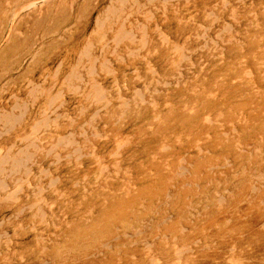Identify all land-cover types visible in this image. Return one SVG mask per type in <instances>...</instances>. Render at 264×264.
<instances>
[{
	"label": "rangeland",
	"instance_id": "374dc122",
	"mask_svg": "<svg viewBox=\"0 0 264 264\" xmlns=\"http://www.w3.org/2000/svg\"><path fill=\"white\" fill-rule=\"evenodd\" d=\"M35 1L43 17L47 5ZM136 1L137 10L127 21L147 27V49H140L141 32L135 28V39L116 48L123 63L116 65L114 54L106 55L114 79L95 65L93 78L107 100L103 110L105 102L85 99L91 78L78 52L88 41L95 16L116 3L91 0L96 7L67 38L51 31L64 24L73 27L68 10L38 20L24 9L30 0H0V113L13 111L15 102L27 108L0 144L12 145V153L23 148L20 137L40 118L44 94L61 91L63 105L50 106L59 115L60 128L43 136V151L49 149V138L67 134L80 148V159L72 152L74 146L38 155L29 189L23 187L17 203L20 212L0 206V235L12 240L8 252L0 240V264H151L142 243H162V248L172 246L173 239L202 255L194 264H230L228 260L237 258L243 264H264V0H153V6L149 0ZM16 11L20 18L10 19ZM156 26L168 46L158 38ZM12 27L19 36L3 43ZM112 34L106 33L111 48ZM93 38L92 53L98 58L102 47ZM172 46L183 49L186 59L176 63ZM151 48L155 52L149 57ZM30 49L36 53V67L28 75ZM126 50L136 54L129 57ZM73 69L83 80L71 83L79 88L76 93L64 82ZM31 87L44 91L36 88L39 96H32ZM119 97L128 101L124 114ZM154 114L162 123L156 124ZM120 142L123 147L116 152ZM164 147L168 150L162 152ZM92 155L105 171H99ZM39 170L57 179L54 188ZM37 184L44 192L38 193ZM38 194L51 206L43 208L46 225L39 223L35 208L29 209ZM219 196L224 199L220 208Z\"/></svg>",
	"mask_w": 264,
	"mask_h": 264
},
{
	"label": "bare ground",
	"instance_id": "6f19581e",
	"mask_svg": "<svg viewBox=\"0 0 264 264\" xmlns=\"http://www.w3.org/2000/svg\"><path fill=\"white\" fill-rule=\"evenodd\" d=\"M42 1H44V4L47 5V11L45 12V15L43 17L41 16V13L39 11L40 8L38 7V5H39L38 2L37 1L33 2V0H30V2H27V6L24 8L25 10H30V13L27 16L29 17L31 14H37L38 15L37 17L39 18L38 20H42L43 18L50 17V16H53V15L67 14L66 10H68V12L70 13L69 15L72 16V17L74 16L73 18L75 20V23H74V25L72 27V28H74V30L72 31L71 26L70 27L69 26L66 27L65 24H64L60 28L57 27V28H55V29H53L51 31V35L52 34H60L61 32H63L65 35H67V38L68 37H72V34L75 32V30H77L78 22L80 23V21L85 19V17L96 7L95 5L91 4V0H81V2H78L79 0H42ZM112 1H113V3H116V4L115 5L114 4L110 5L109 7L106 6L107 8L102 9L95 16L94 22H93L92 31L90 32V35L87 37L88 41H86V45L84 46V48L78 52V56H79L80 59L81 58H85V60L87 62V65H88V67H87L88 75H90L89 77L91 78L90 84H89L90 85V90H89L90 92L85 94V99L88 102H91V103H93V102L94 103L105 102V104L102 103L103 105L101 106V108L103 110L107 106V100L104 97V92H103L102 86L99 83H97V81L93 78V76L96 75V74L94 75V73L96 72L95 69L97 68V67H95V65L97 64L98 65V69L100 71H102L106 76H111L114 79L115 76H116L115 75L116 73L111 68V65H109L110 63L106 59V55H107V53H109V54L113 53L114 56H115L114 59H116V61H115L116 65H118V63H123V59L117 53L116 48H118L117 46L123 44L125 41L132 42L135 39V37H134L135 35H134V30L133 29L137 28V25H136V27H133L132 24L128 23V21H127L128 20L127 16L133 14V11L137 10V6H138L137 1L136 0H132V3L128 4V5L126 3H128L129 0H112ZM167 3L168 2L165 1L163 3V5H162L164 10H166V6L165 5ZM148 4H151L153 6L154 5L153 4V0L152 1L149 0ZM140 6L142 7L141 4H140ZM21 8H23V7H21ZM143 9H145V8H143ZM19 13L20 12L16 11L15 13H13L14 15L10 19H12V18L14 20H15V18L19 19L20 18V16H19L20 14ZM149 14H150V12H146L143 15L145 17H147ZM117 21L119 23L121 22V24L116 28L115 26H116V22ZM125 21H127V22H125ZM136 24H137V22H136ZM127 25L130 28V29L128 28V30L126 28ZM137 29L141 32V37L139 39L140 49H145V47L147 49V43H148L147 42L148 35L146 33L147 32V27L145 25H141L140 24V25H138ZM9 31H10L9 34L4 39L3 43L7 44L12 36H19V32H18V30H16V27H12V29L9 30ZM154 31H155L156 34H158V38L160 39V41L165 46H168L169 45V40L167 39V36L165 35V33L158 26L155 27ZM109 32L113 33L112 34L113 35V37H112L113 48H111L109 46L110 43H108V41H106V33L109 34ZM11 34H13V35H11ZM93 37H98L100 39L99 45L102 47V53H100L99 57H98L100 59L95 57L94 54L92 53V50H93V47H94V44L92 42V38ZM173 47H174V50H176V52L178 54V60L176 61V63L177 62L179 63L182 60H185L186 57H185V55H184V53L182 51L183 49H180L177 46H172V48ZM31 51L32 50L30 49V52H29L30 53V64H29V67H28V71L26 72L28 75H31L33 73L35 67H36V65L34 64L35 63L36 53H33ZM154 52H155L154 49L147 51L149 57H152V55H154ZM126 54L129 55V57H132L134 54H136V52H133L131 50H126ZM37 56H39V55H37ZM148 59H145V62H146L147 67L150 69V67H149V65H150V61L149 60L150 59L149 60ZM64 63H65V59L63 61L62 60L58 61L57 70H60L61 66L64 65ZM79 63H81V62H79ZM151 64H152V62H151ZM55 76L56 75H54V79H55ZM64 78H63L65 80L64 82L67 83L68 89L70 91L72 90L75 93L78 92L77 89H79V88H77V87L74 88L73 86H71V83L73 81L82 82L83 80L81 79V76H79V74L77 72H75V69L71 70L70 73ZM77 82H75V83H77ZM37 86H39V85H37ZM36 88H39V87H31V90H29L31 95L36 92V90H37ZM39 90H40L39 92L37 90L38 93H43V91H44L43 89H40V88H39ZM137 94L140 96V98H141L140 102L142 103L143 102V100H142L143 99L142 98L143 94L142 93L140 94L139 92ZM155 94H157V93H155ZM33 95H35V94H33ZM44 95H45V98H44L45 102L43 104H44V106L46 105L47 109L51 105H53L55 102H57V104H59L58 108H60L61 105H63V103H64L63 100L61 99L62 96H63V95L61 96V91H60V93H55L53 96H51L49 93H45ZM38 96H39V94H38ZM47 96H48V98H47ZM33 100H35V99H33ZM119 100H120L121 103H123L120 106V109H124L122 111V113L124 114V112L128 111V109H129V107L127 105L128 101H126V100L124 101V99H122L121 97H119ZM152 103L153 102H151V104H149V105H152V107H154V103L153 104ZM13 104L14 105L12 106V110L13 109L14 110H19V111H17L18 115H15L13 113L14 110L11 111V112H8V113H4L5 111L0 113V124H1L0 140L2 139V137L4 135H9V133H10L9 131L12 130L13 126H15L17 123L19 124L22 116H25L24 114H25L27 108L25 109L24 108L25 106L19 105L16 102L13 103ZM41 106H42V108H41V111H40V118L33 122V124L30 126V131L28 133H26L24 136L20 137V141L25 143V146L23 148H18L16 150L14 149L15 153H12L11 152V150H12L11 147H13L12 145L7 148L4 145L0 144V148L5 147V149H0V152L4 150L3 153H0V206L1 205H3V206L7 205L8 207L10 206L9 209H10V211H13V212H14V210L16 208H17V211L20 212L21 208L18 206L17 203L19 201L20 195L22 196V194H23L22 193L23 192V187L26 186V188H28V186L30 184L29 177H34L33 174L31 173V169H32L33 166L36 165L38 155H40L41 153H45L43 151L44 150V145H45V140H44L43 136L47 135L48 134L47 132L50 129L57 130V129L60 128V126L57 123L58 122L57 120L59 119V115H57V113L55 111L56 109L54 108V110H52L51 107H50V109L47 110L43 105H41ZM48 111H51V113H48ZM97 113H98V111L96 110L94 112V114L92 115V118L90 120L91 123H93V121H94L93 118H94V116L97 115ZM49 114L53 115L52 119H50ZM123 114H121L120 118L123 117L122 116ZM71 120H68V121L72 122ZM154 120H155L156 124L162 123V119H161L160 115H158V114H156V115L154 114ZM208 122H210V121H208ZM94 129H96V128H94ZM84 134L85 133H83V131H82V133H81L82 137H83ZM16 141H17V139H16ZM47 143L50 145L49 149L46 152L48 154H51L50 153V152H52L51 150L56 148V147H65L66 148V146L67 147L68 146H70V147L74 146L73 149H72V152L74 154H78L77 157H79L80 148H79L78 144L73 140L72 134H67L66 136H60V135L56 136L53 141H51L50 138H49ZM15 144H16V142H15ZM122 147H123V143L120 142V145L117 147V151L116 152H118V150L121 149ZM167 150H168V148L164 147L162 149V152L163 151H167ZM46 153H45V156H47ZM67 156L68 155H66L65 157H67ZM88 156L89 155H87V157ZM116 156L117 155H115V157ZM53 157H54V160L57 162L58 157L56 155H53ZM65 157H64V159H66ZM93 157H94V155H92V158ZM79 159H80V157H79ZM93 159L97 161L98 166H99V171L100 172L101 171H105V168H104L105 166L101 165V162L97 159V157H94ZM75 160H77V158H75ZM184 173H185V167H183V168L181 167L180 168V174H184ZM38 174H41V175L46 176V177L47 176L49 177V187L51 189L54 188L55 185L57 184L56 183L57 179L56 178H52L51 179V177H50L51 174L49 172L43 171V170H39ZM37 180H38L37 183H41L40 182V178H38ZM10 183L13 184V186H12L11 189H8V186H9ZM36 188H37V191H38L39 194L41 192H44V189H43L42 185L37 184ZM252 190H254V188ZM216 202L218 204V207L220 208L222 206L223 202H224L223 197L219 196ZM45 206L51 209V206H49L45 202L44 197L39 195V198H37V203L30 205L29 209L31 210L32 208H35V213H36V215H37V217L39 219V223L46 225V218H45L46 217V215H45L46 212H44V210H43V208ZM22 211H24V210H22ZM33 216L35 217V214H33ZM16 217H18V216H16ZM3 222H4V220H0V225L3 224ZM31 230L34 231L35 228L32 227ZM13 235H15L17 237L16 233H14ZM19 236H21V235H19ZM38 239H40V238H38ZM164 239H165V237H164ZM0 240L3 241L4 246L6 248V251L8 252L9 251V246L12 243V240L9 239L8 236H6L5 233L0 235ZM41 240L42 239H40V241ZM172 241H174L172 246L162 247V248H161L162 243H159L158 246L155 245V247H154V243L150 245L147 242H145V243L143 242L142 243L143 244L142 247L144 249V253H143L144 258L146 260H148L151 264H159L160 262H162V261L159 262V259H163L164 264L165 263L166 264H194V263H196L198 261V258L202 257L201 254H196V252L194 253L191 248L186 246L185 243L181 242L180 244H178V241L176 239H173ZM165 246H168V245L165 244ZM229 252H231V251H229ZM1 254H2V252L0 253V255ZM4 256L5 255H3V257ZM228 261H229L230 264H243L242 263V259H240V258H237L234 261L232 259H230Z\"/></svg>",
	"mask_w": 264,
	"mask_h": 264
}]
</instances>
